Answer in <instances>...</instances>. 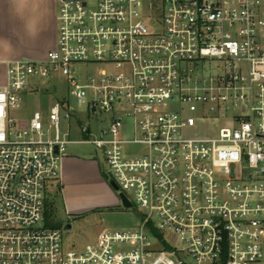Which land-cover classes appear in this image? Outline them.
<instances>
[{"label":"built area","instance_id":"2783aa9c","mask_svg":"<svg viewBox=\"0 0 264 264\" xmlns=\"http://www.w3.org/2000/svg\"><path fill=\"white\" fill-rule=\"evenodd\" d=\"M55 3L57 48L0 76V264H264V0ZM81 143L141 217L68 251L46 203Z\"/></svg>","mask_w":264,"mask_h":264},{"label":"rangeland","instance_id":"374dc122","mask_svg":"<svg viewBox=\"0 0 264 264\" xmlns=\"http://www.w3.org/2000/svg\"><path fill=\"white\" fill-rule=\"evenodd\" d=\"M14 3V6L18 7L17 11L38 5L34 0H15ZM106 69L93 65L79 67L77 79L89 78ZM56 84L59 86L60 96H69L71 89L64 78H60ZM47 102V98L29 97L25 100L23 109L13 112V118L29 120L33 112L39 110V107L41 109ZM71 104L74 105L73 99ZM77 125H83L79 118L73 121V126ZM64 126L62 124L61 128ZM70 139L87 141L92 138L85 139L76 130ZM67 156L77 160L78 172L74 169L69 171L62 184L64 190L62 191L61 184L58 183L51 194V199L56 204L57 220L61 223L59 230L62 232V244L66 250L83 248L95 242L105 230L132 229L139 225L141 217L139 210L135 206L131 209L124 208L113 189L104 181L106 180L104 169H107V166L99 149L88 143L69 145ZM68 226L71 229L66 230ZM166 237L172 245L179 244L174 235L169 234Z\"/></svg>","mask_w":264,"mask_h":264},{"label":"crops","instance_id":"0c3cea01","mask_svg":"<svg viewBox=\"0 0 264 264\" xmlns=\"http://www.w3.org/2000/svg\"><path fill=\"white\" fill-rule=\"evenodd\" d=\"M14 1L0 0V76L6 74L11 62L44 60L57 48L55 0H34L38 5H31L24 11H17ZM76 162V159L67 155L63 159L60 179L62 191L68 172L73 169L78 172ZM104 181L109 185L107 180Z\"/></svg>","mask_w":264,"mask_h":264},{"label":"trees","instance_id":"16d2710c","mask_svg":"<svg viewBox=\"0 0 264 264\" xmlns=\"http://www.w3.org/2000/svg\"><path fill=\"white\" fill-rule=\"evenodd\" d=\"M105 179L107 180L106 177ZM60 188H62L61 185H60ZM55 206H56L55 202L50 197L46 203L45 221L49 228L60 229L61 223L57 220Z\"/></svg>","mask_w":264,"mask_h":264},{"label":"water","instance_id":"95a60500","mask_svg":"<svg viewBox=\"0 0 264 264\" xmlns=\"http://www.w3.org/2000/svg\"><path fill=\"white\" fill-rule=\"evenodd\" d=\"M56 151H57V149H56ZM108 184L115 192L118 191V187L113 181H109ZM118 198L121 200V204L124 208H126V209L132 208V204L127 200V198L123 194L118 195ZM69 229H71L70 226H68L66 228V230H69Z\"/></svg>","mask_w":264,"mask_h":264},{"label":"flooded vegetation","instance_id":"af4514ba","mask_svg":"<svg viewBox=\"0 0 264 264\" xmlns=\"http://www.w3.org/2000/svg\"><path fill=\"white\" fill-rule=\"evenodd\" d=\"M114 191V190H113ZM115 192V191H114ZM115 194L118 196V193L117 192H115Z\"/></svg>","mask_w":264,"mask_h":264}]
</instances>
